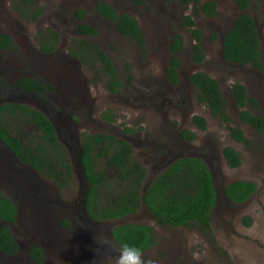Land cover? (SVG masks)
<instances>
[{
	"label": "rangeland",
	"instance_id": "374dc122",
	"mask_svg": "<svg viewBox=\"0 0 264 264\" xmlns=\"http://www.w3.org/2000/svg\"><path fill=\"white\" fill-rule=\"evenodd\" d=\"M16 1L0 0V33L9 35L17 45L15 51H0V100H15L51 118L69 152L74 177L70 184L59 188L28 166L14 162L0 146V195L12 198L19 208L12 231L20 246L14 257L0 256V264H35L27 256V248L35 242L46 246L42 264H109V261L115 264L117 256L110 248L113 246L107 234L122 223H144L153 228L155 243L141 256L144 264H264V133L255 136L239 122L240 109L231 95L234 82L246 84L249 95L259 101L253 112L264 116V70L254 75L249 67L220 60L224 27L231 28L243 13L236 3L209 0L220 3L222 12L215 19H207L198 17L193 5L183 7L179 0H145L144 5L129 0H34L44 9L34 21L21 15L14 7ZM99 1H107L119 12H128L138 20L145 38L142 48L120 35L114 23L96 12ZM252 4L258 9L251 7L247 11L255 18L264 60V0H252ZM77 9L85 11L82 20L74 16ZM230 12H233L231 17ZM187 14L203 33L206 59L201 64L192 62L194 40L181 25ZM80 22L95 27L96 35H79ZM215 26L221 27L216 41L210 39ZM47 28L59 35L58 47L52 54L42 52L37 39V29ZM177 33L185 40L182 75L204 71L218 79L231 124L241 127L250 140L247 143L232 138L226 125L197 102L196 91L189 84L185 90L184 83L175 89L168 86L165 70L170 57L169 44ZM83 39L97 43L112 59L123 83L118 94L107 90L99 67L85 65L70 52ZM22 76L49 83L53 91L42 96L19 91L13 83ZM194 115L206 119V130L192 122ZM13 126V133L35 144L34 128L30 131L31 126L22 121H15ZM182 128L193 131L196 138L190 142L182 140ZM83 132L107 133L129 141L134 160L147 169L145 184L148 185L174 160L182 156L202 158L211 170L218 193L210 226L159 225L143 202L138 211L117 220L88 222L85 218L88 185L79 166ZM225 146L239 151L240 166L229 167L222 155ZM109 157L108 154L97 160L100 170L111 179V185L101 189L100 206L122 190L115 180L116 170L108 169L105 164ZM37 178L47 181L44 185L39 181L35 184ZM234 180L255 182L257 189L245 202L233 203L224 189ZM46 187L49 191H43Z\"/></svg>",
	"mask_w": 264,
	"mask_h": 264
},
{
	"label": "trees",
	"instance_id": "16d2710c",
	"mask_svg": "<svg viewBox=\"0 0 264 264\" xmlns=\"http://www.w3.org/2000/svg\"><path fill=\"white\" fill-rule=\"evenodd\" d=\"M133 3L144 5L145 0H129ZM185 7L193 5L194 13L201 12L212 16L216 12V4L201 0H179ZM243 12L237 17L232 27L223 37L222 57L225 61L234 62L245 67L261 70L263 67L261 43L255 18L247 10L251 7L258 9L252 0H234ZM14 7L23 17L36 21L44 12L34 0H17ZM96 12L103 18L115 24L116 30L128 39L136 41L142 48L145 44L144 34L138 21L127 12L119 13L107 1H99L95 6ZM74 16L82 20L85 11L77 9ZM182 26L186 27L194 44L191 47V58L194 63H202L206 55L202 49V31L196 27L191 15H185ZM77 33L81 36L96 35L95 27L85 22L77 26ZM37 39L40 48L45 52L55 51L58 44V33L47 28L38 29ZM216 34H212L215 38ZM184 37L177 33L170 46L172 56L167 68V79L171 84L179 81L178 66L179 53L183 51ZM0 48L16 49L13 40L7 34L0 33ZM70 52L77 56L85 65L97 66L105 76V87L111 93L119 92L122 82L112 59L101 49L97 43L83 39ZM191 83L197 91V101L204 104L211 115L216 116L229 129L232 138L241 143H247L244 131L238 125L231 124L227 101L222 93L220 82L204 71H197L190 76ZM16 86L41 93L44 85L33 78H20ZM231 95L235 106L239 110V119L249 124L259 133L264 130V117L248 110L250 104L258 108L257 99L247 98L248 91L244 83L235 82L231 85ZM9 109L16 115V122L24 121L36 125L39 134L35 144L26 138L12 135L4 127H0V139L7 145L23 163L30 164L39 172L53 176L58 170L71 173V161L65 146L57 139L55 128L51 120L41 111L26 105L10 104L0 108ZM193 123L201 130L207 129V121L200 115L192 117ZM181 136L186 141H193L196 134L183 129ZM81 160L85 175L89 181L86 193V205L89 215L96 220H115L133 214L141 208L142 202L150 211L159 225L173 227L208 228L212 220V211L217 202L216 188L208 164L197 156H182L169 164L143 191L147 169L133 159V148L130 142L114 137L111 134L83 133ZM100 149V150H99ZM110 155L108 166L116 170L115 180L120 183L122 190L100 206L99 197L101 189L111 185V179L100 171H95V158ZM222 155L231 168L241 165L242 158L238 150L232 146H225ZM65 173V172H63ZM257 184L248 180H234L225 187L228 199L233 203H243L255 193ZM17 217V206L10 198L0 197V220L14 222ZM112 236L120 247L135 248L143 254L155 243V234L151 226L144 223H123L112 229ZM0 251L6 255L18 251V245L10 227L7 224L0 226ZM30 257L42 264L44 252L41 246L34 245L29 249Z\"/></svg>",
	"mask_w": 264,
	"mask_h": 264
},
{
	"label": "flooded vegetation",
	"instance_id": "af4514ba",
	"mask_svg": "<svg viewBox=\"0 0 264 264\" xmlns=\"http://www.w3.org/2000/svg\"><path fill=\"white\" fill-rule=\"evenodd\" d=\"M207 1H209V0H207ZM231 1H233L234 2V0H231ZM201 4L200 5H202L203 3H205L206 1H202L201 0ZM214 2V1H213ZM98 3V2H97ZM109 3V2H108ZM215 4H216V12H215V14L214 15H212V16H207V15H205L204 13H200L199 15H197L198 17H205V18H207V19H210V18H212V19H215L216 17H217V15H220L221 14V5H220V3H216V2H214ZM235 3V2H234ZM134 4H136V3H134ZM137 5H139V4H137ZM114 7V6H113ZM183 7H185L184 5H183ZM238 7V6H237ZM117 10V9H116ZM118 11V10H117ZM119 12V11H118ZM119 13H123V12H119ZM128 13V12H127ZM130 14V13H129ZM233 15V12H230V14H229V17H231ZM133 16V15H132ZM134 17V16H133ZM184 18V17H183ZM104 19H106V18H104ZM136 19V18H135ZM106 20H108V19H106ZM137 20V19H136ZM183 20V19H182ZM109 21V20H108ZM138 21V20H137ZM139 23V22H138ZM181 23H182V21H181ZM139 26H140V24H139ZM116 28V27H115ZM225 28V29H224ZM223 29H224V33L221 35V47L223 48V35H225V33L230 29L229 28V26L227 27H224ZM227 28H229L226 32H225V30L227 29ZM221 29V27H217V26H215L214 28H213V32L210 34V39L211 40H214V41H216L217 40V38H219V36H218V31ZM37 32H38V29H37ZM118 32V31H117ZM119 33V32H118ZM216 34V37L215 38H212V34ZM5 34V33H4ZM120 34V33H119ZM38 35V34H37ZM120 35H122V34H120ZM202 35H203V33H202ZM9 36V35H8ZM123 37H125V38H127L126 36H124V35H122ZM11 38V37H10ZM192 38V37H191ZM12 39V38H11ZM128 39V38H127ZM172 39H173V37H172ZM172 39H171V41H170V44H169V52H170V57H169V61H170V59H171V56H172V52H171V49H170V46H171V43H172ZM13 40V39H12ZM128 40H131V39H128ZM131 41H133V42H135L138 46H140L136 41H134V40H131ZM13 42H15L14 40H13ZM144 42H145V40H144ZM202 42H203V37H202ZM15 44V43H14ZM16 45V44H15ZM184 45H185V40H184ZM57 47H58V45L56 46V48H55V51H56V49H57ZM260 47H261V45H260ZM16 49H17V45H16ZM16 49H11V48H0V51H15ZM41 49V48H40ZM183 49H184V47H183ZM203 49V48H202ZM41 51L42 52H44V53H48V54H52V53H54L55 51H52V52H45V51H43L42 49H41ZM204 51V50H203ZM183 52V51H182ZM182 52H180L179 53V56H180V63H179V66H178V74H179V81H178V83L177 84H171L169 81H168V79H167V68H168V64H169V61H168V64H167V68H166V79H167V84H168V86L170 87V89H175V88H178V86L179 85H182L183 83H184V90H185V88H186V86L188 85L189 87H190V89L192 90V91H196V88H195V86L191 83V81H190V76L192 75V73H189V74H187V75H185L184 74V76L182 75V72H181V53ZM261 52H262V50H261ZM191 60H192V58H191ZM221 62H224L225 64H233V65H235V66H239V67H242V68H244L242 65H240V64H237V63H234V62H229V61H225L224 59H223V57H222V50H221ZM205 61V60H204ZM203 61V62H204ZM192 62H193V60H192ZM202 62V63H203ZM262 62H263V67H262V69L261 70H256V69H254V68H251V67H249V69H250V73H252V74H254V75H258V74H261L260 72L261 71H263L264 70V60H263V55H262ZM194 63V62H193ZM199 64H201V63H199ZM195 72H197V71H195ZM194 73V72H193ZM207 73V72H206ZM210 75V74H209ZM211 76V75H210ZM23 77H26V76H22V77H18L15 81H14V83H13V86L16 88V89H18L19 91H22V92H26V93H33V94H36V95H39V96H42V95H48L50 92H52L53 91V86L51 85V84H49V83H45V82H42V81H40L43 85H44V87H45V89L41 92V93H37V92H35V91H29V90H27V89H23V88H20V87H18V86H16L15 84V82L18 80V79H20V78H23ZM183 77H184V81H182V79H183ZM213 77V76H212ZM26 78H32V77H26ZM215 78V77H214ZM34 79V78H33ZM217 79V78H216ZM37 80V79H36ZM218 80V79H217ZM39 81V80H38ZM235 83V82H234ZM242 83V82H241ZM246 85V84H245ZM221 86V85H220ZM246 87H247V85H246ZM123 88V83H122V87L120 88V90ZM120 90H119V92H120ZM222 90V89H221ZM247 91H248V87H247ZM119 92H117V93H112V94H118ZM111 93V92H110ZM223 93V92H222ZM196 96H197V91H196ZM249 97H253V96H250L249 95V91H248V95H247V98H249ZM254 98H256V97H254ZM257 99V98H256ZM257 101H258V99H257ZM184 101H181V103H183ZM198 102V101H197ZM234 102V101H233ZM258 103H259V101H258ZM10 104H21V105H25V104H22V103H18V102H16L15 100H6V99H1L0 100V108H2V107H4V106H8V105H10ZM204 105V104H203ZM26 106H29V105H26ZM29 107H31V106H29ZM237 107V106H236ZM31 108H33V107H31ZM238 108V107H237ZM248 108L253 112V111H255V108H253L250 104L248 105ZM33 109H36V108H33ZM239 109V108H238ZM36 110H39V109H36ZM39 111H41V110H39ZM41 112H43V111H41ZM50 120H51V118L45 113V112H43ZM253 113H256V112H253ZM256 114H258V113H256ZM103 116H105V114H103ZM261 116H263V115H261ZM193 117V116H192ZM237 117H238V120H239V122L241 123V124H244L245 126H247L248 128H249V130L251 131V132H253V134L255 135V136H260V135H262L263 133H264V130H262L261 132H259V133H257L255 130H254V128L252 127V126H250L249 124H247V123H244V122H242L240 119H239V112H238V114H237ZM264 117V116H263ZM16 121V115H14L13 113H11V111L9 110V109H5L4 108V110H2L1 112H0V127H4L9 133H11L12 135H16L15 133H13V132H15V131H13L12 130V128L14 127L13 126V123ZM21 122V121H20ZM51 122H52V124H53V126H54V128H55V131H56V136H57V139L62 143V141L59 139V137H58V132H57V128H56V126H55V124H54V122L51 120ZM193 122V121H192ZM24 123H26V125H29V126H31L30 127V131L34 128V130L36 131L35 132V134H37V136L36 137H38V134H39V128L36 126V125H32V124H29L28 122H26V121H24ZM11 126V127H10ZM183 129H186V128H182L181 130H180V137H181V139L182 140H184V138L181 136V131L183 130ZM83 133H88V134H94L93 132L91 133V132H83ZM83 133L81 134V152H80V159H81V155H82V142H83ZM100 134H102V133H100ZM105 134H107V133H105ZM18 136H20V135H18ZM246 136V135H245ZM20 137H22V136H20ZM25 139V138H24ZM27 140V139H26ZM125 140V139H124ZM127 141V140H126ZM184 141H186V140H184ZM248 141H250L249 139H248ZM129 142V141H128ZM189 142V141H188ZM63 144V143H62ZM64 145V144H63ZM0 146H1V150L3 151V152H7L8 153V155L10 156V157H12L13 159H14V162H18L19 164H21V165H26V166H28V168H30L35 174H37L38 176H40V177H44L45 179H47V180H50V181H52V182H54L59 188H64V186L66 185V184H70V182H71V179H73V177H74V172H73V166H72V163H71V173H72V175H70V174H67V172L66 171H63V170H58V174L57 175H54L55 176V179L54 178H52L53 176H51V175H45V174H43V173H41V172H39L38 170H36L35 168H33L30 164H27V163H23V162H21L17 157H16V155H15V153L7 146V145H5L2 141H1V139H0ZM65 146V145H64ZM65 148H66V146H65ZM133 148V147H132ZM66 150H67V148H66ZM100 150V149H99ZM67 153H68V156L70 157V155H69V152H68V150H67ZM92 156L95 158L94 160H95V171H100V172H103L102 170H100V162L98 163V161L97 160H99L100 158H102V156H100V157H98L97 155H96V152H93L92 153ZM106 156V155H105ZM198 157V156H197ZM134 159V158H133ZM108 160L105 162V164H106V166L108 167V169L109 168H111V167H109L108 166ZM144 166V165H143ZM146 168V167H145ZM19 170H20V172H25V169H23V168H19ZM63 172H65V173H63ZM105 173V172H104ZM107 176H108V174L107 173H105ZM147 174H148V172H147ZM42 175V176H41ZM42 177V178H43ZM146 177H147V175H146ZM45 179H40V178H37V180H36V182H35V184H37V181H39V183H41V185H44L45 183H46V181H45ZM84 179H85V181L86 182H88V187H89V181H88V179H87V177H85L84 176ZM146 179V178H145ZM144 185H145V182H144ZM38 191H37V193H39L40 192V187L38 186ZM43 191H49V189L46 187V188H44L43 189ZM87 193V192H86ZM1 196H4V197H7V198H10V197H8V196H5V195H0V197ZM42 197H46V194H43L42 195ZM11 200H13L12 198H10ZM13 202H14V200H13ZM16 204V203H15ZM17 206V205H16ZM85 207H86V209H87V205H86V203H85ZM87 211V210H86ZM87 214L88 215H86L85 216V218L88 220V222H90V221H98V220H96V219H93L90 215H89V213H88V211H87ZM18 215H19V208H18V206H17V217H16V219H15V221L14 222H4V221H1L0 220V226L1 225H3V224H7L9 227H10V229H11V232H12V234H13V231H12V225L14 224V223H16V221H17V218H18ZM115 220H117V219H115ZM95 223V222H94ZM123 224V223H122ZM117 225H120V224H117ZM117 225H115L114 227H116ZM113 227V228H114ZM112 228V229H113ZM112 229H111V231H109V233L107 234L108 235V238L110 239V242L112 243V246L113 247H110L111 248V250L115 253V255L118 257V255H119V250H120V246H119V244L115 241V239L113 238V236H112ZM14 236V235H13ZM15 237V236H14ZM15 239H16V241H17V245H18V251H19V242H18V240H17V238L15 237ZM34 245H39V246H41L42 247V249H43V252H44V261H45V258H46V246L43 244L42 245V243H40V242H35L34 244H32V245H30L28 248H27V256H28V258L31 260V261H33V262H35L31 257H30V255H29V249L32 247V246H34ZM18 251H17V253H18ZM17 253H14V254H8L7 256H9L10 258H12V257H14V256H16L17 255ZM143 254H141V256H142ZM0 256H3V257H5L6 256V254H4V253H2L1 251H0ZM44 263V262H43ZM35 264H38L37 262H35Z\"/></svg>",
	"mask_w": 264,
	"mask_h": 264
},
{
	"label": "clouds",
	"instance_id": "9594fccd",
	"mask_svg": "<svg viewBox=\"0 0 264 264\" xmlns=\"http://www.w3.org/2000/svg\"><path fill=\"white\" fill-rule=\"evenodd\" d=\"M111 264V261H109ZM115 264H144L141 259V254L135 248L122 246L119 250V255L116 258Z\"/></svg>",
	"mask_w": 264,
	"mask_h": 264
},
{
	"label": "water",
	"instance_id": "95a60500",
	"mask_svg": "<svg viewBox=\"0 0 264 264\" xmlns=\"http://www.w3.org/2000/svg\"><path fill=\"white\" fill-rule=\"evenodd\" d=\"M258 34H259V30H258ZM223 37H224V35H223ZM259 38H260V34H259ZM79 166L81 167V170H82L83 175L86 177V175H85V171H84V167H83V163H82V160H81V159H80ZM86 185H88V182H86ZM88 188H89V187H88ZM88 188H87V190H88ZM147 188H148V184H145L144 187H143V191H145ZM86 192H87V191H86ZM224 193H225V195H226V191H225V189H224ZM216 195H217V198H218L217 190H216ZM226 197H227V195H226ZM227 198H228V197H227ZM85 203H86V195H85ZM216 204H217V202H216Z\"/></svg>",
	"mask_w": 264,
	"mask_h": 264
}]
</instances>
